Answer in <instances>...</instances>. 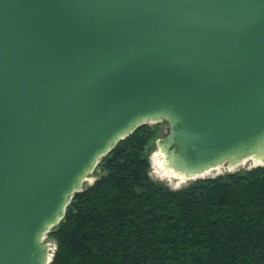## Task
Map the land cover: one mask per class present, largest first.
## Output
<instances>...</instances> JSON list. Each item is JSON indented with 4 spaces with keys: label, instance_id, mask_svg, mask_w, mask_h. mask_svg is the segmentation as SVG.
<instances>
[{
    "label": "water",
    "instance_id": "95a60500",
    "mask_svg": "<svg viewBox=\"0 0 264 264\" xmlns=\"http://www.w3.org/2000/svg\"><path fill=\"white\" fill-rule=\"evenodd\" d=\"M184 177L264 162V0H0V264L44 241L147 122Z\"/></svg>",
    "mask_w": 264,
    "mask_h": 264
},
{
    "label": "trees",
    "instance_id": "16d2710c",
    "mask_svg": "<svg viewBox=\"0 0 264 264\" xmlns=\"http://www.w3.org/2000/svg\"><path fill=\"white\" fill-rule=\"evenodd\" d=\"M159 124H143L76 192L50 264H264V165L171 189L151 177Z\"/></svg>",
    "mask_w": 264,
    "mask_h": 264
},
{
    "label": "rangeland",
    "instance_id": "374dc122",
    "mask_svg": "<svg viewBox=\"0 0 264 264\" xmlns=\"http://www.w3.org/2000/svg\"><path fill=\"white\" fill-rule=\"evenodd\" d=\"M147 124H150L151 126H156V124H159V128H160L159 136L154 141L153 149L151 150L150 156H149L150 163H151V172H150L151 177L155 180L163 182L165 185L169 186L171 189L182 188V187L188 185L189 183L196 181L198 178H194V179L177 178L176 176L181 177L182 175L181 174L179 175V173H175V171L170 170L169 168L167 169V167H166L167 170H170V172L172 171V173H173L172 176L171 175L168 176L167 174L164 173V171H162L163 169H160L154 163V155L157 153V151L160 152V149L158 147V142H159L160 138H162L168 132V128H167V125L165 122H154V121L149 122L148 121ZM253 160H254V158H249V159H246V160H244L238 164H232L231 166L223 165L222 168L217 169V172H214L211 175L206 176L204 178H215L217 176L224 175L227 173H235V172H238L241 170L251 169V168L256 167V166L264 165V162H260V161L254 162ZM101 175H102V173L99 170L96 173L93 172V173L89 174L87 181H85L83 184V188L92 185ZM44 241L47 244H49V247L55 253L56 243L51 238H48V233L45 235Z\"/></svg>",
    "mask_w": 264,
    "mask_h": 264
},
{
    "label": "bare ground",
    "instance_id": "6f19581e",
    "mask_svg": "<svg viewBox=\"0 0 264 264\" xmlns=\"http://www.w3.org/2000/svg\"><path fill=\"white\" fill-rule=\"evenodd\" d=\"M254 162H256V161H258V160H253ZM246 162V161H245ZM154 163L160 168V169H163L162 171H164V173L165 174H167L168 176L169 175H173V173H172V171L170 172V170H167L166 169V162H165V156L162 154V153H160L159 151H157V153L154 155ZM238 164V163H237ZM157 167V168H158ZM225 168V167H224ZM174 171V170H173ZM214 172H217V169H215V170H211V171H209V172H207L206 174H204V175H202V177H206V176H209V175H211L212 173H214ZM171 173V174H170ZM175 173H177V172H175ZM180 175V174H179ZM177 178H180V179H186L187 177H184V176H176Z\"/></svg>",
    "mask_w": 264,
    "mask_h": 264
}]
</instances>
